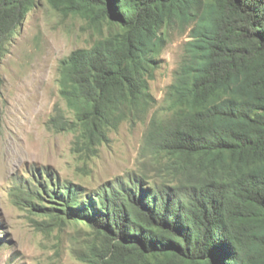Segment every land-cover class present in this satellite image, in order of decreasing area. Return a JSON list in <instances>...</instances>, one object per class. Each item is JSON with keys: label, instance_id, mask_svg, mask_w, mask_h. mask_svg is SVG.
Here are the masks:
<instances>
[{"label": "trees", "instance_id": "obj_1", "mask_svg": "<svg viewBox=\"0 0 264 264\" xmlns=\"http://www.w3.org/2000/svg\"><path fill=\"white\" fill-rule=\"evenodd\" d=\"M39 0H0V66ZM63 15L122 31L60 61L51 127L87 150L154 102L162 29L190 28L153 133L168 157L162 180L91 195L55 191L54 211L105 237L102 264H264V0H47Z\"/></svg>", "mask_w": 264, "mask_h": 264}, {"label": "rangeland", "instance_id": "obj_2", "mask_svg": "<svg viewBox=\"0 0 264 264\" xmlns=\"http://www.w3.org/2000/svg\"><path fill=\"white\" fill-rule=\"evenodd\" d=\"M122 31L63 15L39 0L17 29L0 66V264H102L105 237L84 220L54 211V192L68 185L91 195L162 180L168 157L153 133L171 116L167 93L190 28L164 27L159 67L150 80L154 102L141 119L125 120L109 141L87 150L74 131L49 121L59 105L60 61L78 48Z\"/></svg>", "mask_w": 264, "mask_h": 264}]
</instances>
